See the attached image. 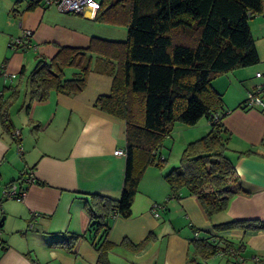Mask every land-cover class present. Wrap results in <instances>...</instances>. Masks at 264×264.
Instances as JSON below:
<instances>
[{
    "label": "crops",
    "instance_id": "1",
    "mask_svg": "<svg viewBox=\"0 0 264 264\" xmlns=\"http://www.w3.org/2000/svg\"><path fill=\"white\" fill-rule=\"evenodd\" d=\"M110 15L115 22L98 21L91 10L84 15L66 14L41 5L29 6L28 0H0V102L18 87L22 68L28 75L39 60H51L61 47L87 48L93 38L127 42V25L117 21L118 14ZM26 29L32 32L33 47L25 51L10 46V38L20 37ZM250 29L259 63L213 82L224 95L222 124L231 134L229 154L244 192L233 196L227 209L212 221L198 198L186 190L180 198H171L164 175L178 166L190 141L178 140L172 132L165 149L158 150L166 167H149L131 216L112 221L109 240L115 247L109 252L110 264L229 263V255L204 259L196 254L190 243L194 238L219 241L222 246L223 241L231 242L236 249L241 247L245 264H264V227L221 231L213 227L230 220L264 223V110L242 106L247 92L264 82L255 77L257 71H264V14L251 19ZM89 57L87 86L76 96L52 93L48 100L35 101L27 110L25 86L18 87V99L11 107L18 106V124L11 117L20 133L19 146L0 122V264L97 263L98 252L85 238L70 252L51 245L87 230L89 195L119 199L124 186L126 155L115 151L125 149L126 123L96 107L99 96L111 93L114 77L104 70L112 64L97 55ZM75 71L66 69V76ZM201 122L204 131L211 130L208 118L198 124ZM178 126L174 129H184ZM29 174L35 182L28 181ZM22 176L19 184L26 190L24 197L5 198L4 188ZM157 203H165V207L156 217L153 207Z\"/></svg>",
    "mask_w": 264,
    "mask_h": 264
},
{
    "label": "trees",
    "instance_id": "2",
    "mask_svg": "<svg viewBox=\"0 0 264 264\" xmlns=\"http://www.w3.org/2000/svg\"><path fill=\"white\" fill-rule=\"evenodd\" d=\"M111 13L118 14L117 21L127 25V42L93 38L87 48L61 47L51 60H39L28 75L22 68L18 84L25 86L28 110L33 102L46 101L52 93L76 96L85 90L91 71L90 55L112 64L104 70L114 77L111 93L99 96L96 107L126 123V171L121 196L89 195L87 230L51 244L70 252L81 237L85 238L98 252L96 264H110L109 252L115 247L109 240L112 221L131 216L146 170L154 165L165 168V158L155 153L178 123L192 126L208 118L211 130L188 143L179 165L164 175L171 198H180L186 190L198 198L212 221L227 209L233 196L244 192L229 154L231 134L222 124L224 95L213 82L259 63L250 21L264 14V0H102L96 20L115 22ZM68 68L77 71L68 77ZM18 87L9 97L2 96L0 122L3 131L19 146L10 113L18 99ZM242 106L250 108L246 98ZM213 227L218 231L253 229L264 227V223L230 220ZM190 243L204 259L234 247L231 242L223 241L222 246V242L210 239L194 238Z\"/></svg>",
    "mask_w": 264,
    "mask_h": 264
},
{
    "label": "built area",
    "instance_id": "3",
    "mask_svg": "<svg viewBox=\"0 0 264 264\" xmlns=\"http://www.w3.org/2000/svg\"><path fill=\"white\" fill-rule=\"evenodd\" d=\"M28 4L29 6L41 5L46 8H54L60 13L76 15H84L87 10H91V14L93 16L97 14L101 5L99 0H28ZM31 37L32 32L26 29L23 31V34L20 37L10 38L9 45L12 47L23 49L25 51L29 50L33 47ZM255 77L264 80V71H257L255 73ZM246 105L250 108L264 110V82L258 83L254 87V90L247 92ZM14 136L20 139L19 132L15 131ZM115 154L124 156L125 152L122 149H118L115 151ZM155 156L160 157L162 160L164 159L163 156L158 155V152L155 153ZM28 181L34 182V177L32 174H29ZM25 192L26 190L22 189L19 183H15L4 188L3 196L7 199H22L25 195ZM164 207L165 203L155 204L153 207V214L156 217L159 216L160 210ZM195 236H198L197 232H195ZM240 250L236 249L235 247H230L225 250H220L216 255H229L231 259L228 264H245V260L241 255Z\"/></svg>",
    "mask_w": 264,
    "mask_h": 264
},
{
    "label": "rangeland",
    "instance_id": "4",
    "mask_svg": "<svg viewBox=\"0 0 264 264\" xmlns=\"http://www.w3.org/2000/svg\"><path fill=\"white\" fill-rule=\"evenodd\" d=\"M68 76H70V75H68ZM252 90H254V87H253ZM252 90H250V91H252ZM10 112L12 114V117L14 118L15 123L18 124V121H17L18 119L16 118L17 113H18V106L17 105H14ZM202 123L203 122H201L198 125H192V126L185 125V124H182V123H178L180 125L178 127L179 128L180 127H184V129H182V130H180V129L179 130L174 129L173 130V133H175V135L179 138L178 140H180V139L182 140L183 138H190L189 139L190 140L189 143H190L192 141H195V140L201 138L202 136L206 135L209 132V131H207V129H205V131H204V128L202 126ZM166 141H167V139H166ZM164 146H165V142H164V145L162 147V150L165 149ZM166 152H167V155H168V150ZM172 156L174 157V155H172ZM178 156L179 155L177 154V156H176L177 159H178Z\"/></svg>",
    "mask_w": 264,
    "mask_h": 264
},
{
    "label": "water",
    "instance_id": "5",
    "mask_svg": "<svg viewBox=\"0 0 264 264\" xmlns=\"http://www.w3.org/2000/svg\"><path fill=\"white\" fill-rule=\"evenodd\" d=\"M2 220H4V218L2 219ZM3 226V223H2V221L0 222V227H2Z\"/></svg>",
    "mask_w": 264,
    "mask_h": 264
}]
</instances>
